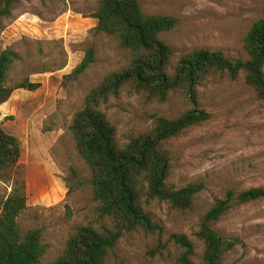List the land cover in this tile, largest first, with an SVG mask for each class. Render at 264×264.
<instances>
[{"label":"rangeland","instance_id":"374dc122","mask_svg":"<svg viewBox=\"0 0 264 264\" xmlns=\"http://www.w3.org/2000/svg\"><path fill=\"white\" fill-rule=\"evenodd\" d=\"M100 0H18L2 21L0 50L17 54L5 80L14 87L27 78L34 91L14 89L0 105V126L21 147L18 180L23 179L26 210L21 222L43 228L48 245L45 261L62 249L76 226L91 224L113 230L92 198L90 171L71 147L66 126L84 95L105 75L130 63L131 54L110 35L96 31ZM143 9L178 19L162 37L173 54L168 72L195 48L220 51L246 60L243 37L262 16L263 0H141ZM91 47L94 62L78 78L66 79ZM199 107L210 119L190 129L173 145L170 181L202 182L190 209L146 197L145 212L156 229L123 230L105 264H174L182 236L192 247V260L203 263L204 243L197 236L205 212L227 190L264 188V100L244 82L210 73L196 86ZM120 140L151 128L155 117L174 118L191 107L183 90L163 96L133 82L121 87L102 106ZM11 183L0 180L1 204ZM145 198V197H143ZM212 228L225 241L220 264H264V201L235 205Z\"/></svg>","mask_w":264,"mask_h":264},{"label":"trees","instance_id":"16d2710c","mask_svg":"<svg viewBox=\"0 0 264 264\" xmlns=\"http://www.w3.org/2000/svg\"><path fill=\"white\" fill-rule=\"evenodd\" d=\"M17 1L0 0V32L2 21L10 16ZM94 17L95 30L112 36L122 49L129 51L130 63L90 87L66 131L71 147L90 171L92 198L99 215L113 220L116 226L113 230L91 224L76 226L60 252L45 261L48 245L43 241V228L21 222L28 207L23 179L16 178L20 142L0 126V180L12 184L1 204L0 264H105L123 230L137 226L158 228L144 210L146 197L185 210L191 208L195 196L204 189L199 181L181 185L170 181L174 142L210 119V114L198 105L196 86L213 72L226 73L232 79L241 72L257 98L264 100V0L262 16L242 40L246 60L230 59L208 48H195L179 58L172 73L168 67L173 51L162 35L176 28L175 16L149 13L143 9L141 0H100ZM16 58L13 50H0V105L14 89L34 91L40 86L27 78L14 87L5 86L8 70ZM93 62V48L89 47L73 71L65 76L68 82L78 78ZM129 82L148 90L157 89L163 96L183 90L191 107L174 118L155 117L151 128L124 143L101 106ZM259 201H264L263 187L239 192L229 189L223 199L216 200L205 212L197 232L204 243V264H220L224 249L225 241L212 224L235 205ZM176 239L182 241V251L174 264H196L191 258V244L182 236Z\"/></svg>","mask_w":264,"mask_h":264}]
</instances>
